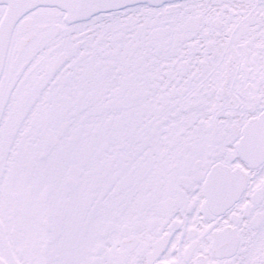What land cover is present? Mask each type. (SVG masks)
<instances>
[{
  "label": "snow or ice",
  "instance_id": "snow-or-ice-1",
  "mask_svg": "<svg viewBox=\"0 0 264 264\" xmlns=\"http://www.w3.org/2000/svg\"><path fill=\"white\" fill-rule=\"evenodd\" d=\"M0 264H264V0H0Z\"/></svg>",
  "mask_w": 264,
  "mask_h": 264
}]
</instances>
